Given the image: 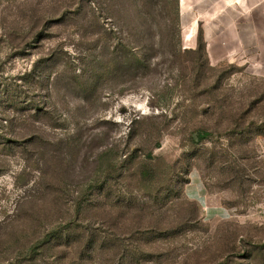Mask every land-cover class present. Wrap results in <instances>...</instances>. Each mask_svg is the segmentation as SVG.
Masks as SVG:
<instances>
[{
  "label": "rangeland",
  "instance_id": "1",
  "mask_svg": "<svg viewBox=\"0 0 264 264\" xmlns=\"http://www.w3.org/2000/svg\"><path fill=\"white\" fill-rule=\"evenodd\" d=\"M0 264H264V0H0Z\"/></svg>",
  "mask_w": 264,
  "mask_h": 264
},
{
  "label": "bare ground",
  "instance_id": "2",
  "mask_svg": "<svg viewBox=\"0 0 264 264\" xmlns=\"http://www.w3.org/2000/svg\"><path fill=\"white\" fill-rule=\"evenodd\" d=\"M208 3V2H207Z\"/></svg>",
  "mask_w": 264,
  "mask_h": 264
}]
</instances>
